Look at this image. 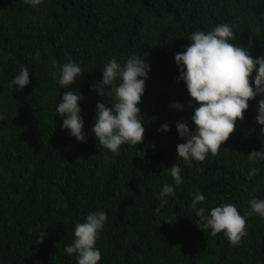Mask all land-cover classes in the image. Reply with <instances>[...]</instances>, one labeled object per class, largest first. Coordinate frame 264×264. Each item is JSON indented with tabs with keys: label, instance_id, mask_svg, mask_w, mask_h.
Masks as SVG:
<instances>
[{
	"label": "trees",
	"instance_id": "trees-1",
	"mask_svg": "<svg viewBox=\"0 0 264 264\" xmlns=\"http://www.w3.org/2000/svg\"><path fill=\"white\" fill-rule=\"evenodd\" d=\"M219 23L234 26V44L264 55V0H44L39 7L0 0V264H76L64 247L75 224L97 209L108 213L99 264H264V219L248 216L247 236L234 247L222 233L202 230L190 208L194 191L206 196L200 206L233 203L242 215L251 196L264 198V161L247 159L264 148V126L255 119L259 97L217 155L188 166L176 150L185 142L176 122L194 129L198 105L178 81L175 53L193 31ZM66 54L83 75L61 89L52 65L66 62ZM131 54L151 65L139 105L145 134L117 155L91 132L97 103L112 102L91 85L109 59ZM21 66H28L30 84L9 88ZM67 90L84 96V142L62 128L55 111ZM176 101L183 110L172 107ZM164 123L169 131L160 130ZM176 161L184 182L157 214L158 194L172 183L167 168ZM250 167L260 169L251 178Z\"/></svg>",
	"mask_w": 264,
	"mask_h": 264
},
{
	"label": "clouds",
	"instance_id": "clouds-1",
	"mask_svg": "<svg viewBox=\"0 0 264 264\" xmlns=\"http://www.w3.org/2000/svg\"><path fill=\"white\" fill-rule=\"evenodd\" d=\"M43 2L24 0L30 7H39ZM188 39L190 43L175 53L174 58L179 68L178 81L185 83L188 94L198 106L191 115L194 129L186 121L176 122L178 135L185 141L177 144L176 150L179 160L191 166L194 161L203 162L209 155H217L221 145L236 130L237 121L244 119L249 102L257 97L255 119L264 126V55L254 57L249 47L234 44V26L229 23H219L206 31H193ZM52 67L61 89L76 84L77 78L83 75L80 64L71 54H66V62H53ZM150 71L151 65L136 54L124 57L123 62L113 57L101 67V79L91 85L98 95L112 98L110 105H106L105 99L97 103L91 132L99 146L113 154L118 155L122 145L143 143L145 127L139 105ZM30 82L28 66H21L8 81V87L23 90ZM83 99L80 91L67 90L55 109L62 118V128L80 142L86 140L79 103ZM172 107L183 110L185 106L176 101ZM160 130L169 131L170 125L164 123ZM259 131L264 135V127ZM247 159L252 164L264 161V148L252 151ZM167 169L172 183H165L158 194L157 214L168 197H175L176 189L184 182L180 163L176 161ZM259 171L257 167H250L249 178ZM205 201L206 196L201 191L191 194L190 208L198 218L196 224L202 230L210 229L213 236L222 233L234 247L247 236L248 216L255 214L264 219V198L251 196L243 215L233 203L222 202L209 209L200 206ZM107 221L108 213L102 209L88 212L82 222L75 224L72 242L64 247L65 254L75 256L76 264H99L102 253L97 241ZM43 240L44 234L35 238L38 244Z\"/></svg>",
	"mask_w": 264,
	"mask_h": 264
}]
</instances>
